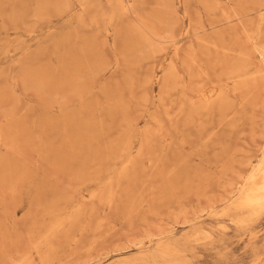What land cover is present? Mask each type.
I'll list each match as a JSON object with an SVG mask.
<instances>
[{"label":"rangeland","instance_id":"obj_1","mask_svg":"<svg viewBox=\"0 0 264 264\" xmlns=\"http://www.w3.org/2000/svg\"><path fill=\"white\" fill-rule=\"evenodd\" d=\"M263 53L264 0H0V264H264Z\"/></svg>","mask_w":264,"mask_h":264},{"label":"bare ground","instance_id":"obj_2","mask_svg":"<svg viewBox=\"0 0 264 264\" xmlns=\"http://www.w3.org/2000/svg\"><path fill=\"white\" fill-rule=\"evenodd\" d=\"M108 2V1H107ZM260 3V2H259ZM131 5V4H130ZM261 5H263V4H261ZM123 6V5H122ZM170 8V7H169ZM77 18V17H76ZM256 44V43H255ZM257 45V44H256ZM257 46H259V45H257ZM242 47V46H241ZM256 47V46H255ZM254 46H253V48H255ZM261 47V46H260ZM224 48V47H223ZM257 48V47H256ZM242 49H243V47H242ZM258 49V48H257ZM261 49V48H260ZM147 51V50H146ZM250 51V50H249ZM148 52V51H147ZM241 52V51H240ZM243 52H244V49H243ZM252 53L254 52V50L253 51H251ZM262 52V51H261ZM246 53H248V51H246ZM255 53V52H254ZM253 53V54H254ZM241 54H244V53H240V55ZM256 54V53H255ZM264 54V53H263ZM250 55H251V53H250ZM249 55V56H250ZM260 55H261V53H260ZM244 56V55H243ZM246 57H248V59L252 56H248V54L247 55H245ZM244 56V57H245ZM254 56V55H253ZM239 58V57H238ZM240 58H242V55H241V57ZM236 59V58H235ZM246 59V58H245ZM251 59V58H250ZM253 59V58H252ZM238 60V59H237ZM240 60V59H239ZM238 60V61H239ZM243 60V59H242ZM242 60H240L241 61V63H245V62H242ZM250 61V60H249ZM254 61V60H253ZM264 63V62H263ZM231 64H232V62H231ZM240 64V63H239ZM239 64H238V66H239ZM251 64H253V62L251 63ZM233 65V64H232ZM243 65L244 64H242L240 67H243ZM234 66V65H233ZM232 66V67H233ZM250 66V65H249ZM248 66V67H249ZM239 67V68H240ZM247 67V68H248ZM251 67V66H250ZM244 68V67H243ZM259 68V67H258ZM176 69V68H175ZM233 69H236V68H233ZM233 69H232V72H233ZM262 69H263V67H262ZM245 70V69H244ZM260 70V69H259ZM264 70V69H263ZM263 70H261V72L263 71ZM173 71H174V69H173ZM243 71V70H242ZM258 72V71H257ZM257 72H255V73H257ZM260 72V73H261ZM230 73V72H229ZM241 73V72H240ZM254 73V74H255ZM231 74V73H230ZM232 74H235L234 72L232 73ZM264 74V71L262 72V75ZM257 75V74H256ZM171 76V75H170ZM170 76H168V78L170 77ZM264 76V75H263ZM258 77V76H257ZM246 78V77H245ZM177 80H178V78H176ZM244 79V78H243ZM168 80V79H167ZM242 80V79H241ZM248 80V79H247ZM169 81V80H168ZM256 81V80H255ZM254 81V82H255ZM245 82H247L246 81V79H245ZM243 83V82H242ZM240 84H241V82H240ZM253 84V83H252ZM254 85H255V83H254ZM243 86V85H242ZM241 86V87H242ZM247 86H248V84H247ZM238 87V86H237ZM244 87H246V86H244ZM226 94V93H225ZM224 94V95H225ZM184 95V94H183ZM223 95V96H224ZM81 98V97H80ZM82 99V98H81ZM225 103H226V101H225ZM225 103H223L224 105L223 106H225ZM227 105V104H226ZM223 106H222V108H223ZM228 106V105H227ZM199 112V111H198ZM196 113H197V111H196ZM154 119V118H153ZM188 120V119H187ZM191 120V119H190ZM186 125V124H185ZM187 126V125H186ZM149 128V127H148ZM70 137V136H69ZM264 141V140H263ZM263 143V142H262ZM263 145V144H262ZM261 145V146H262ZM74 149V148H73ZM257 152H259V151H257ZM256 152V153H257ZM64 154V153H63ZM256 158V157H255ZM253 159H254V157H253ZM252 162V161H251ZM249 164V163H248ZM252 164V163H251ZM251 166V165H250ZM8 168V167H7ZM245 168V167H244ZM243 168V169H244ZM249 169V168H248ZM248 171V173L246 174L245 173V175L242 173V175L243 176H239L240 178H238L239 180H238V182L236 183V184H233V186L234 185H236L237 186V184H238V196H237V201H236V203H235V206H236V208L237 209H240V210H245V211H249V212H251L253 215H259L260 213H262V212H264V150H263V152H262V154H261V156H260V159H258V161L256 162V164H253L252 166H251V168L249 169V170H247ZM240 174V173H239ZM106 185V184H105ZM109 186V185H108ZM232 186V185H231ZM234 188V187H233ZM233 188H231V189H233ZM231 192V191H230ZM229 192V193H230ZM234 192H237V191H234ZM233 192V193H234ZM232 195V194H231ZM235 195V194H234ZM234 207V206H233ZM49 211V210H48ZM222 215V214H221ZM257 217V216H256ZM259 217V216H258ZM73 222V221H72ZM82 236V235H81ZM78 243V242H77ZM157 246V245H156ZM165 258V257H164ZM168 258V257H167ZM47 259V258H46ZM153 260V259H152ZM112 261V260H111ZM114 262V261H113ZM176 263V262H175ZM156 264V263H155ZM177 264V263H176ZM180 264V263H179Z\"/></svg>","mask_w":264,"mask_h":264}]
</instances>
